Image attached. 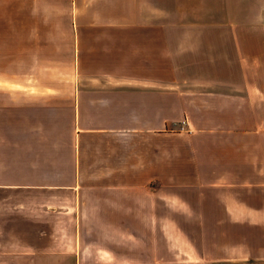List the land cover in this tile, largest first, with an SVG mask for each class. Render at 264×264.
I'll return each instance as SVG.
<instances>
[{"label":"crops","instance_id":"0c3cea01","mask_svg":"<svg viewBox=\"0 0 264 264\" xmlns=\"http://www.w3.org/2000/svg\"><path fill=\"white\" fill-rule=\"evenodd\" d=\"M60 13L70 83L0 84V264H264V0Z\"/></svg>","mask_w":264,"mask_h":264},{"label":"rangeland","instance_id":"374dc122","mask_svg":"<svg viewBox=\"0 0 264 264\" xmlns=\"http://www.w3.org/2000/svg\"><path fill=\"white\" fill-rule=\"evenodd\" d=\"M7 1L0 0V3L7 4L10 10L14 9V12L11 14L1 11L0 20H10L13 17L14 27H7L6 29L5 24L0 23V84L6 83V79H11L12 74L9 78L6 77L12 70L21 72L23 67L29 68L31 71V84L38 81L43 83H70V60L67 61L64 58L68 56L66 54H70L69 36L71 34L69 29L64 31L61 28L65 26L68 19L60 13L69 0H49V3L58 6V13L52 12L53 7L48 2L46 4L50 6H47V11L39 12L38 5L40 2L38 0H24V6L26 8L29 6L30 11L21 12V8L15 7L19 4V0H13L14 7H12V0ZM20 2L22 3V1ZM43 3L45 0L41 1V4ZM17 9L19 11H16ZM174 16L175 19H181V14ZM185 16L191 21L197 19V13L193 12L192 8ZM63 33L65 34L63 35ZM23 52L29 54L24 60H22ZM55 53L58 55L56 61L47 58L45 61L37 60V58L43 60L45 57H54ZM63 55L64 57H62ZM38 73L39 75H37Z\"/></svg>","mask_w":264,"mask_h":264},{"label":"built area","instance_id":"2783aa9c","mask_svg":"<svg viewBox=\"0 0 264 264\" xmlns=\"http://www.w3.org/2000/svg\"><path fill=\"white\" fill-rule=\"evenodd\" d=\"M185 122H183V124H184Z\"/></svg>","mask_w":264,"mask_h":264}]
</instances>
